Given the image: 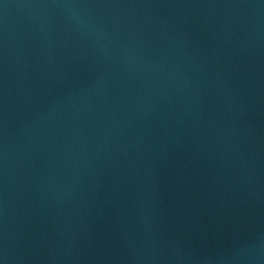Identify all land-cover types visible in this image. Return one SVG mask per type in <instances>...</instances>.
<instances>
[{
  "label": "water",
  "instance_id": "obj_1",
  "mask_svg": "<svg viewBox=\"0 0 264 264\" xmlns=\"http://www.w3.org/2000/svg\"><path fill=\"white\" fill-rule=\"evenodd\" d=\"M0 264H264V0H0Z\"/></svg>",
  "mask_w": 264,
  "mask_h": 264
}]
</instances>
